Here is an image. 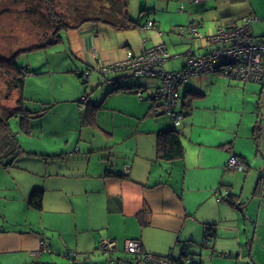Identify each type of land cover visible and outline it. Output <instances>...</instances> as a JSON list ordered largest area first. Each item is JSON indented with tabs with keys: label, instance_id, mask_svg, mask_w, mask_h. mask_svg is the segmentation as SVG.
<instances>
[{
	"label": "crops",
	"instance_id": "obj_1",
	"mask_svg": "<svg viewBox=\"0 0 264 264\" xmlns=\"http://www.w3.org/2000/svg\"><path fill=\"white\" fill-rule=\"evenodd\" d=\"M129 1H142L144 8H150L147 0ZM181 2L178 11L177 1L171 7L168 1L164 4L163 10L173 13L174 21L169 24L173 34L164 30L166 35L161 34L169 21L161 16L151 19L156 28H144L148 15L143 22L140 15L128 13V5L127 14L140 24L135 28L115 29L102 21H85L62 31L57 47L64 51L60 64L68 66L63 72H74L76 77L85 72L84 81L89 80L91 86L80 97L76 86L78 99L26 94L28 81H33L24 78V107L32 111L27 133L33 136V119L45 120L52 114L48 133L64 139L53 149L42 148L41 156L65 162L66 168L46 173L41 180L28 179L19 187V200L27 204L32 189L43 188L42 208L37 210L41 219L30 229L0 225V264H147L125 252L128 238L138 239L145 252L172 259L264 264V82L240 81L215 72L192 75L178 86L183 117L175 125L152 98L159 78L137 76L129 69L104 73L98 69L123 60L128 53H138L156 40L167 51L169 40L176 53H207L216 47L207 42V35L219 26H237L250 15L257 18L251 23L253 33L264 35V0ZM185 6L187 11L181 12ZM199 8L210 19L209 27L202 31H198L204 25ZM192 23L197 35L188 30ZM179 57L173 54L169 59ZM183 63L184 58L163 68H181ZM92 70L101 75L91 81ZM39 71L36 67L35 73ZM44 72L51 73L49 69ZM150 85L156 86L149 90ZM115 86L123 88L109 92ZM12 94L15 105L20 93L14 89ZM65 103L71 106H60ZM57 118L61 125L62 118L65 120L66 128L58 127ZM40 130H44L43 122ZM166 130L177 132L184 150L181 157H158L159 134ZM68 132L72 135L67 136ZM14 134L16 156L22 158L25 151H20L17 132ZM67 146L72 151H65ZM231 153L247 161L245 170L227 165ZM224 187L230 193L217 200L215 191ZM207 230L211 233L206 236ZM103 238L114 241L112 251L99 249ZM41 239L50 250L37 253ZM68 250L75 255H68ZM64 252L67 261L60 258Z\"/></svg>",
	"mask_w": 264,
	"mask_h": 264
},
{
	"label": "rangeland",
	"instance_id": "obj_2",
	"mask_svg": "<svg viewBox=\"0 0 264 264\" xmlns=\"http://www.w3.org/2000/svg\"><path fill=\"white\" fill-rule=\"evenodd\" d=\"M53 1L55 4L53 7L55 11L58 14L63 15V17L71 22L77 21L82 15H86L88 13L95 14L96 10H98L99 5L101 4V0ZM147 1L145 2L146 6L150 8H144L142 1L139 4L137 1L131 2L128 0V13L132 16L134 15V17L136 15H140V20L143 22L145 21L147 15L150 19L157 16L155 17L156 20H159V17L161 16L162 20H169L165 26V29H160L161 34L166 35L163 30L167 32V34H173V30L170 26L172 21H174V18L171 17L173 13L169 12L168 8L164 11V4L168 1L169 6L171 7L177 1L179 4L175 9L178 11V8H180L182 4L181 0ZM186 1L187 0H184V2ZM195 8L196 7H193V10ZM187 9L188 8L185 6V8H181V12H183V10L187 11ZM198 11L200 14H203V28H198V31H202L204 28L209 27L210 19L208 16L209 14L204 13V10L199 8ZM197 19H201V17H198ZM186 25H188V23ZM53 27L54 22L51 18L49 8L43 0H0L1 55L8 57L16 51L32 48L42 43L50 35ZM163 35H161V38H163ZM160 41L161 40H156V42ZM166 41L168 43L167 47L170 56L173 54H179L181 57L177 59H169V61L166 60L164 64H174L177 63L179 59L182 61L186 50L176 53L172 50V45L169 43V40ZM156 42L154 44H157ZM57 44L58 43L49 44L37 49L22 51L17 55L18 62L30 69V71L27 72L25 79L27 81L29 79L33 81V83L28 81L26 86V94L33 92L43 98L48 97L50 99L53 97H71V99H78L81 95L89 92L91 87L89 85V80L87 82H83V80L86 79L84 75L76 77L74 72H63L68 66L60 64L62 61H64V51L62 48L57 47ZM164 64L163 66H165ZM36 67H38L40 71L35 73ZM47 69H49L51 73L44 72L47 71ZM164 69L166 68L164 67ZM178 69L180 68L166 70ZM58 71L62 72L58 73ZM92 71L91 77H89L91 81L95 76L100 74V72L97 70ZM154 78H151L150 81L156 83L157 80ZM7 82V76L0 72V112H3L4 114L7 108H10V106L14 105V95L12 94V90L10 91L8 89ZM157 85H159V83ZM76 86L80 89V95L78 98H75L76 96H74L76 93ZM155 86L150 85L149 90L153 89ZM156 88L154 90H156ZM143 93L145 94L146 90L143 91ZM75 104H77V101H75ZM60 106L67 108L71 105L65 103L61 104ZM55 110L56 112H59V109ZM60 115L62 116L61 113ZM51 117L52 114H49L46 116L45 120L41 119L40 117L33 119L31 124V133H33V136L24 131L20 126V115L16 117L10 116L9 118V127L13 132H17V138L21 146L20 151L22 152V150H24L25 152L23 153V156L21 155L22 158L19 155L16 156L10 165L3 166L0 164V168L4 170L3 172H0V225H15L16 228L21 229L36 228V226H38V221L41 219V213L30 207L26 201L22 202L19 200V187L23 186L25 181L28 179L41 180L46 173L55 172L60 168L63 170L66 168L65 162L54 161L53 159L47 160L46 154L43 156V158L41 156L43 155L41 154L42 148L47 150L53 149L56 145L62 143L64 139L63 137L54 138L48 133L49 128L47 126L52 123ZM56 121L58 122V127L63 126L66 128L68 125L63 118L62 125L60 118H57ZM42 122L44 124L43 131L40 130V125ZM70 126L72 127L73 125L71 124ZM66 135L70 136L72 133L68 132ZM72 149V146H67L65 151H72ZM30 152H35L37 154ZM68 160L71 161L72 157H69ZM47 178L48 183L52 181L49 176ZM15 182L20 183V185L17 186ZM46 215L47 213L44 212L43 216L45 217ZM42 221L46 223L47 219L44 218ZM60 256H62L60 257L62 260L67 261V259H63V257L67 258L65 256V252ZM55 258L58 259L57 255H55Z\"/></svg>",
	"mask_w": 264,
	"mask_h": 264
},
{
	"label": "built area",
	"instance_id": "obj_3",
	"mask_svg": "<svg viewBox=\"0 0 264 264\" xmlns=\"http://www.w3.org/2000/svg\"><path fill=\"white\" fill-rule=\"evenodd\" d=\"M200 2L201 0H187ZM257 21L254 16H246L237 26H219L216 30L207 35V42L216 46L213 50L204 54H195L192 50L184 53L183 66L178 70H166L164 62L169 59L170 54L161 43L153 44L138 53H128L123 60L115 61L108 65H99L101 72L115 69H129L137 76H151L159 78V85L154 91L152 98L159 101L161 113L172 117L175 125L179 124L183 112L178 108V86L186 82L192 75L201 72H215L229 76L230 78L245 81L262 83L264 80V35L256 36L251 28V23ZM144 28H156L153 20L148 19ZM188 30L197 35L196 25L192 23ZM87 73L81 75L86 76ZM141 97V92L136 91ZM246 160L231 153L227 160L230 168L245 170ZM230 193L227 187L218 188L215 191L217 200ZM99 249L110 252L113 250L114 241L109 238L100 240ZM47 242L39 241L37 253L48 251ZM124 250L128 254L138 256L147 264H173L166 256H157L145 252L141 242L135 238H128L124 241ZM68 255H75V252L66 251ZM137 264V263H136Z\"/></svg>",
	"mask_w": 264,
	"mask_h": 264
},
{
	"label": "trees",
	"instance_id": "obj_4",
	"mask_svg": "<svg viewBox=\"0 0 264 264\" xmlns=\"http://www.w3.org/2000/svg\"><path fill=\"white\" fill-rule=\"evenodd\" d=\"M43 1L48 6L51 18L54 22L53 30L51 31L47 39L32 48L16 51L8 57L0 54V72L7 76L8 89L10 91L17 89L20 93V96L16 101V105L7 108L5 115L0 116V164H2L3 166L10 165L15 159L16 155L19 153H16L18 144L14 132H12L11 128L9 127L7 118L11 115L21 113L22 115L20 117V126L24 131L27 132L29 130V115L30 113H32V111L29 112V110L24 107L25 102L22 95L24 78L27 72L30 71V69L18 62L17 55L22 51L33 50L49 44H55L61 39L62 31L76 28L80 23L85 21H102L111 25L115 29H130L140 25L137 20L130 18L127 14V0H101V4L99 5L98 10H96L95 14L88 13L86 15H82L77 21L74 22L69 21L68 19L63 17V15L58 14L55 11V9L53 8L55 5L53 0ZM225 26L231 27L232 25L227 24ZM111 70L116 69L113 68ZM83 82L85 81L83 80ZM119 88L123 87L115 86L110 89L109 92H112ZM81 100L82 99H80V101ZM157 151L158 157L168 160L181 157L183 155V146L175 130H166L159 134ZM42 197L43 188L34 187L28 196V205L36 210H40L42 208ZM210 233L211 232L207 230L206 236ZM170 259L172 260L173 264H185L186 261L187 264H201L200 262H196L195 260L191 259V257H185L182 260L172 259L171 257Z\"/></svg>",
	"mask_w": 264,
	"mask_h": 264
}]
</instances>
